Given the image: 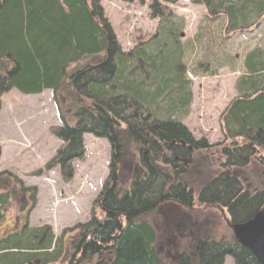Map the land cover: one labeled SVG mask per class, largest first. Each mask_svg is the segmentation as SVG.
I'll return each instance as SVG.
<instances>
[{
	"label": "trees",
	"instance_id": "1",
	"mask_svg": "<svg viewBox=\"0 0 264 264\" xmlns=\"http://www.w3.org/2000/svg\"><path fill=\"white\" fill-rule=\"evenodd\" d=\"M100 1L0 0V99L11 89L52 92L62 124L51 130L62 143L54 162L68 176L71 161L82 154L84 134L110 146L108 175L93 203L100 216L92 209L90 219L74 228L70 254L57 262L64 250L47 226L21 227L0 238V264H161L159 242L173 243L175 232L184 243L174 244L168 264H223L225 257L259 264L231 225L264 214L263 54L244 58L237 97L219 119L223 143L195 140L181 123L191 92L186 76L173 74L175 54H158L160 44L148 52L153 42L121 52ZM189 1L205 10L196 36L183 48L190 51L195 44L203 49L209 30L219 33L209 26L213 18L224 17L235 31L264 15V0ZM150 8L181 49L182 22L174 23L160 5ZM8 176L0 173V179ZM10 197L0 193V220ZM205 209L222 217L231 231L225 238L216 233L218 217L198 218ZM180 224L187 225L184 233Z\"/></svg>",
	"mask_w": 264,
	"mask_h": 264
},
{
	"label": "rangeland",
	"instance_id": "2",
	"mask_svg": "<svg viewBox=\"0 0 264 264\" xmlns=\"http://www.w3.org/2000/svg\"><path fill=\"white\" fill-rule=\"evenodd\" d=\"M153 5L162 6L178 26L179 21L182 22L183 35H178L181 49H175L173 41L167 38L161 18L151 11ZM99 6L121 52L128 53L153 42L148 52L156 50L152 45L160 44L158 54H175L174 58L178 61L174 64L173 74L182 72L190 81L191 104L182 125L195 140L204 138L211 145L222 144L224 138L219 119L237 97L238 91L232 90V84L236 83L239 73L232 69L221 72L217 63L222 58H228L227 61L233 62L238 69L249 53L258 52L264 56V15L247 29L238 26L235 31L225 25L224 17L213 18L214 22H210L209 26L218 28L219 33L209 30L203 49L195 44L197 47L190 51L183 48L193 40L204 18L202 6L193 5L189 0H177L172 4L161 0H101ZM165 46L166 49L162 48ZM142 69L141 65L139 74ZM144 71L148 82L147 69ZM206 74V78L200 79ZM56 107L49 90L39 95H23L11 89L0 99V173L11 175L0 179V193L11 196L10 207L0 223V238L14 234V230L18 231L22 224L33 229L47 226L51 234L60 239L64 253L60 254L57 262H62V258L70 254L71 251L65 255L78 236L74 228L90 219L92 209L95 216H100V210L94 208L93 203L108 175L110 146L104 139L84 134L82 154L71 161L68 176L54 162L62 144L51 134L52 129L62 125ZM127 173L128 170L123 176L125 181ZM30 189L33 194L28 192ZM202 211L198 213L200 220L206 221L212 216L219 218L221 225L216 228V233L219 238H225L226 231L230 229L225 226L222 217L211 209ZM185 214L182 213L183 218H186ZM185 220L188 221L187 218ZM209 226L213 228L211 223ZM180 228L184 233L187 225ZM171 236L173 243L159 242L161 264L172 260L174 244L183 247L184 239L178 232ZM223 264L234 262L225 257Z\"/></svg>",
	"mask_w": 264,
	"mask_h": 264
},
{
	"label": "water",
	"instance_id": "3",
	"mask_svg": "<svg viewBox=\"0 0 264 264\" xmlns=\"http://www.w3.org/2000/svg\"><path fill=\"white\" fill-rule=\"evenodd\" d=\"M236 240L252 253L259 264H264V214L258 213L250 221L231 226Z\"/></svg>",
	"mask_w": 264,
	"mask_h": 264
},
{
	"label": "crops",
	"instance_id": "4",
	"mask_svg": "<svg viewBox=\"0 0 264 264\" xmlns=\"http://www.w3.org/2000/svg\"><path fill=\"white\" fill-rule=\"evenodd\" d=\"M228 60V58L226 59H224V58H222L217 64H219V67H220V70H221V72H223V71H225V72H229L230 71V69H232L233 70V72H237V73H239V75H241L242 74V72H243V65L245 64L244 63V61H242V65L240 66H238V64H237V66H238V69H236V65L233 63V62H228L227 61ZM234 70H237V71H234ZM239 75H238V77H239ZM207 77V75H204V76H201V78L200 79H203V78H206ZM232 90H236V88H235V83L233 82V84H232Z\"/></svg>",
	"mask_w": 264,
	"mask_h": 264
},
{
	"label": "flooded vegetation",
	"instance_id": "5",
	"mask_svg": "<svg viewBox=\"0 0 264 264\" xmlns=\"http://www.w3.org/2000/svg\"><path fill=\"white\" fill-rule=\"evenodd\" d=\"M0 221H1V220H0ZM21 227H23V228H24V227H27V226H26V224H22V226H21ZM21 227H20V228H21ZM20 228H19V230H20ZM66 253H68V252H66Z\"/></svg>",
	"mask_w": 264,
	"mask_h": 264
}]
</instances>
